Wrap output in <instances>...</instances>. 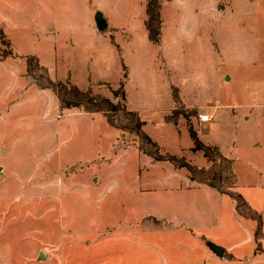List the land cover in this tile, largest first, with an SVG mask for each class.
Listing matches in <instances>:
<instances>
[{
  "label": "rangeland",
  "instance_id": "374dc122",
  "mask_svg": "<svg viewBox=\"0 0 264 264\" xmlns=\"http://www.w3.org/2000/svg\"><path fill=\"white\" fill-rule=\"evenodd\" d=\"M156 1L155 43L147 0H0V56L11 50L0 60V264H264V0ZM29 54L93 94L117 101L121 85L162 151L207 167L192 126L233 159V188L263 236L228 195L142 154L102 113L61 108L26 74ZM175 106L186 115L176 126L165 119ZM197 235L236 259L209 261Z\"/></svg>",
  "mask_w": 264,
  "mask_h": 264
},
{
  "label": "trees",
  "instance_id": "16d2710c",
  "mask_svg": "<svg viewBox=\"0 0 264 264\" xmlns=\"http://www.w3.org/2000/svg\"><path fill=\"white\" fill-rule=\"evenodd\" d=\"M146 19L144 21L148 37L153 42L159 39V9L156 0H147L145 4ZM11 55V50L0 60ZM26 74L31 78L33 83L40 89H51L59 102L61 108H78L86 113H102L109 125L117 130L132 136L135 140L139 151L156 161H168L176 168H184L187 176L192 182L202 183L218 190L220 193L228 195L235 212L240 217L251 218L255 221L253 235L258 241L262 235V220L259 211L255 210L246 201L240 192L233 187L237 181V175L233 170V159L223 157L218 147L203 144L197 137L196 131L192 126L187 125L190 132L193 147L191 151H199L202 156L209 162L207 167H199L191 164L183 156H176L170 152L162 151L160 145L154 141L144 130V121L137 111L127 110L123 104L124 94L120 85L115 92V96H120L117 101L109 99L99 94H93L88 90L79 88L69 77L65 80H54L46 66L40 63L35 54H29L25 60ZM123 78H127L124 72ZM171 95L175 104L178 103V89L173 87ZM183 109L174 107L171 115L166 116V121L178 124V117H186ZM194 115V112L192 113ZM260 244L257 243V247Z\"/></svg>",
  "mask_w": 264,
  "mask_h": 264
},
{
  "label": "crops",
  "instance_id": "0c3cea01",
  "mask_svg": "<svg viewBox=\"0 0 264 264\" xmlns=\"http://www.w3.org/2000/svg\"><path fill=\"white\" fill-rule=\"evenodd\" d=\"M107 27H108V25H107ZM70 77V76H69ZM177 89H178V87H177ZM178 94H179V89H178ZM183 96V95H182ZM181 96V99H182V105L185 107V108H187V109H190V110H195V111H197V110H200V111H202V112H205L203 109H198V107L197 106H193V104H188V102L185 100V99H183V97ZM171 97H172V95H171ZM173 101V100H172ZM171 101V102H172ZM215 106H217L216 104H214ZM172 109V108H171ZM206 114H208L207 112H205ZM208 115H210V117H211V119H210V121H201V120H198L197 121V125H208V124H210V122L213 120V117H214V115L212 114V113H209ZM143 120V119H142ZM144 121V120H143ZM168 122V121H167ZM171 123V122H170ZM176 126V125H175ZM145 127V122H144V125H143V128ZM144 130H145V128H144ZM146 131V130H145ZM146 133H147V131H146ZM148 134V133H147ZM149 135V134H148ZM190 136V135H189ZM155 141V140H154ZM218 150H219V152L221 153V151H220V148H218ZM221 155L223 156V157H228V156H224L222 153H221ZM180 169V168H179ZM185 175H187V173L185 174ZM216 190V189H215ZM218 191V190H217ZM201 237V239L199 238V237ZM197 237H198V239H197V241L199 242V245L204 249V251L206 252V256H207V258L209 259V261H212L213 260V256H218L216 253H214V252H212L209 248H208V246H207V242L209 241V242H214V241H211V239L209 238V237H205V236H203V235H197ZM214 243H216L217 244V242H214ZM219 245V244H218ZM221 246V245H220ZM257 247V246H256ZM224 250V253H223V256H221V258H225V259H222V260H235L236 258L235 257H233V255L231 254V252L230 251H228L227 249H225V248H223ZM228 252V253H227ZM40 254V253H39ZM227 254H229L228 255V257L226 256ZM260 253H258L257 254V259H259L260 257L258 256ZM218 257H220V256H218Z\"/></svg>",
  "mask_w": 264,
  "mask_h": 264
},
{
  "label": "water",
  "instance_id": "95a60500",
  "mask_svg": "<svg viewBox=\"0 0 264 264\" xmlns=\"http://www.w3.org/2000/svg\"><path fill=\"white\" fill-rule=\"evenodd\" d=\"M94 19H95L96 29L98 31H103L107 28V22L104 19L103 15L100 11L95 12ZM207 246L212 252L216 253L218 256H220V257L223 256V253H224L223 250L224 249L222 246H220L214 242H209V241L207 242ZM41 256H42V253L39 254V257H41Z\"/></svg>",
  "mask_w": 264,
  "mask_h": 264
},
{
  "label": "built area",
  "instance_id": "2783aa9c",
  "mask_svg": "<svg viewBox=\"0 0 264 264\" xmlns=\"http://www.w3.org/2000/svg\"><path fill=\"white\" fill-rule=\"evenodd\" d=\"M199 117H200L201 121H210V119H211L210 115H208L206 113L200 114Z\"/></svg>",
  "mask_w": 264,
  "mask_h": 264
}]
</instances>
